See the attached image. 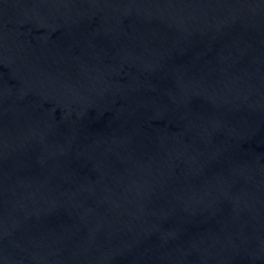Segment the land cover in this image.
<instances>
[{
    "label": "water",
    "instance_id": "95a60500",
    "mask_svg": "<svg viewBox=\"0 0 264 264\" xmlns=\"http://www.w3.org/2000/svg\"><path fill=\"white\" fill-rule=\"evenodd\" d=\"M0 264H264V0H0Z\"/></svg>",
    "mask_w": 264,
    "mask_h": 264
}]
</instances>
